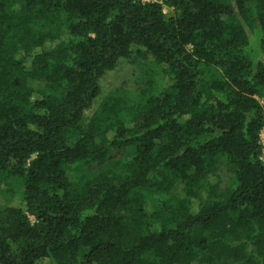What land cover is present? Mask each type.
<instances>
[{
    "label": "trees",
    "instance_id": "1",
    "mask_svg": "<svg viewBox=\"0 0 264 264\" xmlns=\"http://www.w3.org/2000/svg\"><path fill=\"white\" fill-rule=\"evenodd\" d=\"M159 1L174 14L0 0V182L23 189L0 209V264H264V0ZM131 57L155 67L137 103L84 126L100 79ZM126 149V164L80 175ZM222 157L235 188L202 198Z\"/></svg>",
    "mask_w": 264,
    "mask_h": 264
},
{
    "label": "rangeland",
    "instance_id": "2",
    "mask_svg": "<svg viewBox=\"0 0 264 264\" xmlns=\"http://www.w3.org/2000/svg\"><path fill=\"white\" fill-rule=\"evenodd\" d=\"M149 3H157L162 6L163 12L166 15H173L174 12L170 8L163 5L159 0H150ZM153 64L142 58L131 57L120 61L115 70L107 72L100 79V97L96 101L92 109L85 113V124L89 121L94 111L100 108L101 105L108 103L109 105L121 102L128 107L134 106L139 100L140 89L143 84V79L148 71L154 70ZM260 104L264 107V102L260 99ZM261 142L264 146V133L260 134ZM74 141V140H73ZM70 141V145L73 144ZM133 152L130 149L126 150H111L106 161L102 163H94L80 169V175L84 179H88L102 170H113L116 167L126 164L133 157ZM264 159V149H263ZM1 176V175H0ZM217 184L220 190L234 189L235 182L229 170L226 160L218 158L212 167V171L203 177L202 185L199 194L205 198L210 188V185ZM23 189L21 185L12 179H2L0 182V209L8 204L20 205ZM150 204L156 210H165L168 197L161 193H146L145 194Z\"/></svg>",
    "mask_w": 264,
    "mask_h": 264
},
{
    "label": "built area",
    "instance_id": "3",
    "mask_svg": "<svg viewBox=\"0 0 264 264\" xmlns=\"http://www.w3.org/2000/svg\"><path fill=\"white\" fill-rule=\"evenodd\" d=\"M135 1H140L142 3H149L150 2V0H135ZM262 133H264V128L262 130Z\"/></svg>",
    "mask_w": 264,
    "mask_h": 264
}]
</instances>
